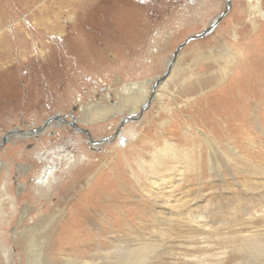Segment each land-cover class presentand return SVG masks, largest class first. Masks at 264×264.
<instances>
[{
  "label": "rangeland",
  "instance_id": "obj_1",
  "mask_svg": "<svg viewBox=\"0 0 264 264\" xmlns=\"http://www.w3.org/2000/svg\"><path fill=\"white\" fill-rule=\"evenodd\" d=\"M81 1L0 0V33L10 46L0 43V49L11 54L0 56V140L12 135L0 146V264L24 263L14 233L27 231L41 216L38 223L55 219L48 230V224L36 228L37 241L67 222L75 251L65 244V255L95 253L99 264H117L127 249L143 247L146 264H264L241 248L251 237L264 238V88L237 82L248 67L247 54L238 57L226 81L199 92L188 107L180 95L175 104L165 97L158 105L152 91L176 49L226 6L209 35L177 53L173 65L179 61L180 73L202 66L192 64L191 48L204 54L229 48L236 28L239 35L257 28L254 39L264 40V0L254 18L249 0ZM75 46L78 54L66 55ZM178 84L168 82L166 92L178 93ZM254 85L260 89L251 90ZM144 94L142 106L123 101ZM88 104L116 111L109 120L72 124ZM167 104L180 109L169 115ZM54 117L49 130L32 134ZM163 120L170 122L160 129ZM163 134L193 163L170 189L174 206L172 198L164 206L153 198L165 183L138 164L151 161ZM231 142L236 157L228 150ZM209 148L217 164L212 168ZM184 193L190 196L182 199Z\"/></svg>",
  "mask_w": 264,
  "mask_h": 264
},
{
  "label": "bare ground",
  "instance_id": "obj_2",
  "mask_svg": "<svg viewBox=\"0 0 264 264\" xmlns=\"http://www.w3.org/2000/svg\"><path fill=\"white\" fill-rule=\"evenodd\" d=\"M88 2H89V0L81 1V3L83 5H86ZM102 3H103V1H102ZM260 4L261 3L259 2V0H249V4H248L249 14L248 15L253 16V18H254L255 14H257V12H259L262 9V8L260 9ZM256 30H257V28H255L254 31L252 28V30H250V32H251L250 34H248L246 32L245 33L241 32L243 30H239V32H240V35H239L238 30L236 28L235 31L232 34H230L231 40L234 43L231 41V43H230L231 45H229V48L227 46L223 45L221 47V48H223V50H220V48H219V50L210 49V50H208L207 53L204 54V53H199V50L197 52L196 50H193L194 48H191L192 52L189 55V57H191V59H194V63H192V64H194V66H197V64L202 63V66L199 67V69H198V71H200V72L195 71V67H194V69L193 70L191 69L190 73H188L185 76L184 73L179 72V70L180 71L183 70V69H180L179 61L176 63L175 66L172 64L171 70H170V75L168 74L169 75L168 78L167 79L165 78L166 79L165 80L162 77L160 82H159V80L154 82V86L152 88L153 89L152 91H153L155 98L158 101V105H159V103L162 102V99L165 97H167L168 100H170V102L175 104L176 95H180L183 98H185V101H183V105H185V107H188V105H187L188 102L195 100V98L199 96L198 95L199 92L205 93V92H208L209 89L212 88L213 86H216L217 84L219 86L223 82V80H225L227 78V76H229L231 74V72H232L231 68L234 64H236L238 57H240L241 55H244V53L247 54V56H248L246 58L247 61H244L248 64L247 65L248 67H244L243 73L240 74V77L237 79V82L241 83L243 86H245V84H248V83L256 82V84H257V82H260L261 87L263 86V88H264V64L262 65L259 63V60L264 59V45H263L264 40H262L260 38H257L256 40L254 39V37H256L257 33H258V30L257 31ZM17 36H18V39H20L19 43L22 42V45H24V42L22 41V37L19 35H17ZM261 36H263V35H261ZM24 41L27 42L26 39H24ZM0 43H5L8 47H10L6 41V35H4L3 33H0ZM25 47H27V46H25ZM234 47L240 49V52H238V53L233 52ZM20 48H22V47H20ZM76 49H77V46L73 47L71 50L66 52V55L78 54V53H76ZM3 53L10 54L8 49H3V51L0 49V56ZM6 54H3V55H6ZM66 58L67 57H65V59ZM64 66H65V64H64ZM201 71H203V72H201ZM168 82L179 83L178 85L181 87V89L178 91V93H175V92L167 93L166 92L167 91V88H166L167 85L166 84ZM228 83H231V82H228ZM195 84L197 86L196 88H194ZM157 85H159V87H158V89H155V87ZM141 87H143V86H140V90H141ZM250 88H251V90L260 89V87L257 85L256 86L254 85L253 87H250ZM147 90H148V94H149V89H147ZM247 90H249V88ZM234 91H235V89H234ZM229 93H231V92H229ZM205 94H203V96H205ZM147 96H148L147 94H144V97L142 96L138 101L135 100L136 97H134V96H129V97L124 96L125 98H123V101L127 102V104L129 102L132 103L128 106H131V105L134 106L137 102L141 103V106H142L143 102H145V100L147 99ZM78 99L80 100L81 96H78ZM174 104H172L173 106L172 105L170 106V104H167L165 107L163 106V110L166 113H168L169 115H171V113H173L172 112L173 110L180 109L179 106L174 105ZM204 104L205 103H203V105ZM122 105H124V104H122ZM120 109L121 108H119L118 110H120ZM133 110L135 112H133L132 115L137 114V112L139 111V107L135 106V108ZM114 111H116V109H114L113 107H110V106L88 104L84 107H81L82 117H79V121H77L76 118H73L72 124L75 125V122H77V123L80 122V123H85V124L86 123L93 124V123H97L100 121L109 120V118L114 114ZM118 114H119V112H118ZM168 122H170V121L169 120H163L161 123H159V128L162 129L164 126H166L168 124ZM51 125H49V124L43 125L44 127L42 129H40L39 131H37L36 129H33L32 134L36 135L38 132H41L43 134L44 132H46L47 130H49L51 128ZM55 125L58 126L57 123ZM185 130L187 131V133L190 132L189 127L186 128ZM24 134H26V133H24ZM11 136L12 135H10L9 138H7V140H5V141H3V139H1L0 141L2 143L0 146L4 145L6 143V141H8L10 139ZM160 136L161 137H159V138H160L161 146L154 144V146L152 147V150H151V161L146 162L144 159L141 158L139 160L138 164L140 165V168L143 167V168H146L148 170V172L150 171V173H152V174H158L161 177L162 181H164V183H165L164 187L161 186L160 188H156L155 191H157V192H153V198H156L158 200V203L162 204L163 206H164V204H166L168 202V198H170V199L172 198L173 199V206H174V204H176V202H177V199H176V197L174 198V196L173 197L171 196L170 189L173 187L174 183L179 182V179H177L178 177L184 176L185 170H188L189 168L193 167V163L190 159L189 153L184 152L182 150H179L176 143L172 142L170 140V138L165 137L164 134L160 135ZM207 138L209 140V137H207ZM226 140H227V138H226ZM61 149H63V148L61 147ZM214 150H216V148L213 149V152H214ZM228 150L231 152V154L233 156L236 157L237 148H236V146H234L233 142H231V145L228 146ZM209 151H210V148H209ZM214 155H215V153H212L210 151V154L208 155V158L206 159V162L208 163V167L211 166L210 168H212V165H214L213 167H215L217 165L215 160L213 161ZM83 157L85 158V156H83ZM195 165L199 166V163L197 162V164H195ZM176 167H177V172L173 173L172 171ZM180 181H182V180H180ZM150 183L151 182H149V186H150ZM95 184H97V183H95ZM178 196H179V194H178ZM187 196H190V195H188V193H184L182 196V199L187 197ZM154 202H156V201H154ZM171 204H172V201L170 200V202L167 205L172 206ZM162 205H159V206H162ZM173 213H174V208H172L171 215ZM23 217L24 216H21L22 222H23ZM43 217L44 216H41L37 220V222L32 221V225L30 227H24L27 229V231L14 233V234L19 235L21 240H20V242H18V244L20 245V249H22L21 251L25 252L23 264H99L97 262V259H100V258L96 259L94 257L95 253L91 254L90 256L85 255L84 257H81V256H83L82 253L78 254L79 252L77 250L75 252L76 253L75 255H72V254H71L72 256L65 255L66 254L65 252H67V250H65V248H63L65 244L66 245L68 244L67 246L70 247L69 250L70 249L74 250V248H71V246H73V243L71 242L72 236L69 234L68 229H69L70 225L67 222H62L61 225L59 226L60 229L59 230L57 229L56 232L52 231V232H49V234H47V235L42 234V240L37 241L35 239V237L37 236L36 235L37 230H39V229H36V228L38 227V228L42 229L43 224L44 225L48 224L45 227V230H48L49 226L52 227L51 224L55 219V217L52 216L51 219L49 218L48 221L44 219L42 222L40 221L41 223H38L39 220L40 219L42 220ZM73 217L71 220H73ZM68 221H69V219H68ZM54 232L56 233V235ZM76 237H78V236H76ZM77 245H80V244H76L75 247ZM149 248L153 252H155L157 249L156 246H154V247L149 246ZM241 248L247 249L249 252H251L252 254H254L257 257H263L264 258V238H262V237L261 238H258V237L249 238L248 242L241 244ZM9 249L10 248L8 246L7 247L5 246V248H4L5 251H10ZM82 249H83V247H82ZM139 250L140 251H138V249L137 250L127 249V251H125L124 254L119 255V261H118L119 263H117V264H146L147 259H149V256L147 254V248L143 247L142 250L141 249H139ZM80 251H82V250H80ZM69 252L72 253L73 251L70 250ZM52 253H54V254H52ZM53 255H56L57 257L55 258V257H53ZM104 257H106V256L104 255ZM103 260H104V258H103ZM110 261L108 264H110ZM112 264H114V263H112Z\"/></svg>",
  "mask_w": 264,
  "mask_h": 264
},
{
  "label": "water",
  "instance_id": "obj_3",
  "mask_svg": "<svg viewBox=\"0 0 264 264\" xmlns=\"http://www.w3.org/2000/svg\"><path fill=\"white\" fill-rule=\"evenodd\" d=\"M228 10V6H226L225 12L219 14L215 19H213V21L211 22L210 26L205 29L204 31H202L200 34L194 35V36H190L189 38H187V40L181 45L179 46L175 53L172 55L171 61L168 63L167 66V72L164 74L163 79L167 77V75L169 74L170 70H171V66L172 64L175 62V58L177 56V53L181 50V48H183L186 44H188L189 42L198 40V39H202L205 38L207 35H209L213 29L218 25V23L221 21V19L223 18V16L225 15L226 11ZM56 118H52L51 120L47 121L44 123V125L50 124V122L52 120H55ZM44 126L42 125L40 127V129H42ZM89 136V135H88ZM7 138H9V136H4L3 141L7 140Z\"/></svg>",
  "mask_w": 264,
  "mask_h": 264
}]
</instances>
